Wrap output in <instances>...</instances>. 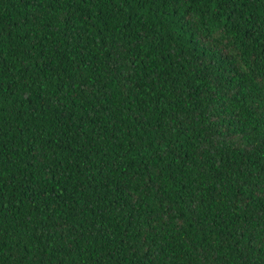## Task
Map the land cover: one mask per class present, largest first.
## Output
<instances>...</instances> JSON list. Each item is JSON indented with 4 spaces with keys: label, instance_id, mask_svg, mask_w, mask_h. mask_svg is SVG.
Instances as JSON below:
<instances>
[{
    "label": "trees",
    "instance_id": "trees-1",
    "mask_svg": "<svg viewBox=\"0 0 264 264\" xmlns=\"http://www.w3.org/2000/svg\"><path fill=\"white\" fill-rule=\"evenodd\" d=\"M0 264H264V0H0Z\"/></svg>",
    "mask_w": 264,
    "mask_h": 264
}]
</instances>
